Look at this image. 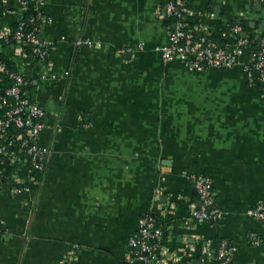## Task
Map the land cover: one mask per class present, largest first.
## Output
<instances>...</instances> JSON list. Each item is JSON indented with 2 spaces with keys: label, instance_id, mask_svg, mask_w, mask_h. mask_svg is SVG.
<instances>
[{
  "label": "crops",
  "instance_id": "obj_1",
  "mask_svg": "<svg viewBox=\"0 0 264 264\" xmlns=\"http://www.w3.org/2000/svg\"><path fill=\"white\" fill-rule=\"evenodd\" d=\"M184 2L196 34L264 32V0ZM5 3L0 27L20 15L17 0ZM161 3L46 0L40 34L56 42L47 70L13 44L1 50L45 111L36 144L48 155L32 191L0 187V264H125L143 215L164 234L155 264H214L203 251L213 241L233 248L230 264H264V223L247 214L264 201V84L247 81L246 55L202 72L163 60L154 48L174 24ZM196 173L212 179L222 210L213 224L188 218Z\"/></svg>",
  "mask_w": 264,
  "mask_h": 264
},
{
  "label": "built area",
  "instance_id": "obj_2",
  "mask_svg": "<svg viewBox=\"0 0 264 264\" xmlns=\"http://www.w3.org/2000/svg\"><path fill=\"white\" fill-rule=\"evenodd\" d=\"M17 1L20 15L14 27H0V40L15 45L14 53L18 57L33 61L45 72L50 62L45 64L43 60L49 57V50L53 51L56 45L41 37V29L35 24V18L41 16L40 11L43 10L46 0ZM29 7L36 10L35 17H24ZM1 11L9 12L5 0H0ZM187 11L184 0H169L165 5L166 15L173 17L174 28L170 31L169 42L154 48L163 60L180 59L190 70L202 72L234 66L239 63L240 56L246 55L240 65L247 81L251 84H264V32L257 39H252L244 35L241 25L235 24L222 35L224 42L219 43L206 33L196 34L192 27H185L187 22L185 23L184 17ZM229 38L233 40L232 44L227 43ZM12 41L17 43H8ZM20 42L31 44L33 57L22 52ZM83 42L89 41L81 39L75 44ZM18 66L22 70V66ZM4 69V64L0 62V72ZM10 78L11 86L4 90L0 88V187L8 182L13 193L30 192L33 186L39 183L32 172L43 173L46 168L47 151L36 144L38 136L46 128L45 111L27 95V90L21 92L22 86L27 83L23 71L11 72ZM11 127L19 132L9 136ZM188 181L196 192V200L189 202L188 218L200 224H213L218 221L222 210L215 203L212 179L205 174L196 173L189 175ZM247 214L264 223V201L256 203L247 210ZM162 237V226L155 217L140 216L135 233L127 241L128 262L132 264L133 261L139 260L144 264H155L157 253L159 254L163 247ZM249 238L254 244L259 243L256 234L250 233ZM208 245L209 242L203 245L206 256L211 254ZM232 254V247L218 248L213 254L214 264H230Z\"/></svg>",
  "mask_w": 264,
  "mask_h": 264
},
{
  "label": "trees",
  "instance_id": "obj_3",
  "mask_svg": "<svg viewBox=\"0 0 264 264\" xmlns=\"http://www.w3.org/2000/svg\"><path fill=\"white\" fill-rule=\"evenodd\" d=\"M168 2H169V0H162L159 12H161V14L164 16V18L167 19L168 22H172L173 17L167 16L166 13H165V5ZM187 10H188V8H187ZM36 13L37 12H36V10L34 8L29 7L27 12L24 14V17H26V18H28L29 16L35 17ZM43 13H44L43 11H40V15L41 16L38 17V18H35L36 19L35 24L38 26V28H40V26H41ZM0 17H1V15H0ZM15 24H16V22L13 25H11V27H14ZM185 27H191V26L188 23H186ZM209 37L212 38L213 40L219 42V43H223L224 42V38L222 36L221 37L220 36H217V37L209 36ZM250 38H251V36H250ZM8 43H17V42L12 41V42H8ZM6 44L7 43H5V42L0 40V62H2L4 64V66H5V69L0 72V79H1V82H0V86L1 87L0 88L3 89V90L5 88L11 86V84H12V79L10 78V73L11 72L15 71L17 73H22V70L18 66V63H16L14 60L7 59L4 56L3 52L1 51L5 46H7ZM53 44L56 45V42H54ZM19 45H20V47L22 49V52L24 54H26L27 56H32V57L34 56V54L32 53L31 44H29L27 42H20ZM51 53H52V50L50 49L49 50V56H50ZM43 61H44L43 63L47 64L48 61H49V57H47V58L45 57V59ZM25 80L27 81V83H26V85L22 86L21 92L28 90L32 86L31 80L29 78H27L26 76H25ZM257 84L259 86H263L262 83L257 82ZM1 112H2V108H0V113ZM9 131H10V133H8L9 136H11L12 133H18L19 132V130H17L14 127H11L9 129ZM4 171L7 172L6 168H4ZM32 173H33V176L35 177V179L38 182H40L43 173L42 172H38V171H33ZM191 198H193L192 201L196 200V197L193 196V195H191ZM163 239H164V234H163V237H162V242L164 243ZM208 246H209V250L214 252V253H216L218 248H220L219 242H217V241L216 242L213 241L212 243L209 242ZM125 264H130V263L129 262H125Z\"/></svg>",
  "mask_w": 264,
  "mask_h": 264
},
{
  "label": "water",
  "instance_id": "obj_4",
  "mask_svg": "<svg viewBox=\"0 0 264 264\" xmlns=\"http://www.w3.org/2000/svg\"><path fill=\"white\" fill-rule=\"evenodd\" d=\"M173 28H174V25H173ZM40 37V36H39ZM194 192H195V190H194ZM195 262L197 263V264H199V261L198 260H195ZM132 264H144L142 261H139V260H135V261H133V263Z\"/></svg>",
  "mask_w": 264,
  "mask_h": 264
}]
</instances>
